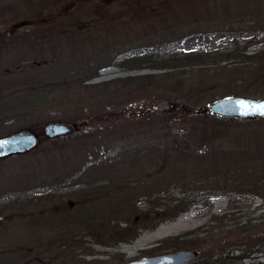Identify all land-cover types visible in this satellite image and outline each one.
<instances>
[{"label":"rangeland","instance_id":"374dc122","mask_svg":"<svg viewBox=\"0 0 264 264\" xmlns=\"http://www.w3.org/2000/svg\"><path fill=\"white\" fill-rule=\"evenodd\" d=\"M241 51H264V0H0V138L30 130L38 141L0 158V264L42 247L55 264H124L175 252L164 241L191 233L201 248L187 264H264V118L200 111L264 99V70L238 68ZM205 53L235 56L204 77L212 102L183 105L126 80L162 73L138 57ZM192 77L187 87H201ZM53 122L74 130L48 137ZM179 193L199 201L150 227L149 199ZM31 215L43 226L30 228ZM86 218L108 230L82 227ZM127 224L141 228L120 241Z\"/></svg>","mask_w":264,"mask_h":264},{"label":"trees","instance_id":"16d2710c","mask_svg":"<svg viewBox=\"0 0 264 264\" xmlns=\"http://www.w3.org/2000/svg\"><path fill=\"white\" fill-rule=\"evenodd\" d=\"M243 53V51H241ZM214 54H188V55H183L181 57H168V58H164V59H157L156 61H152L151 59L153 57H138L136 59H133L135 62H147V63H152L157 64V65H153L151 67V69H155L158 71H161L162 73L159 74L158 76H152V75H145V76H141V77H137V78H129L126 80H136L139 81L138 85L141 86V89H147V91L155 89V91H157L158 89H160V92H162L164 89L167 91L164 92H169V95L173 98H176L177 100L181 101L183 103V105H190V106H196L201 104L202 102L205 101H210L212 102L213 97L216 96L215 95H211L209 94L210 92L208 91L210 88H207L206 86L204 87V81L207 75H209L210 73H213L214 71H216V73H223L224 71L227 70L226 68V63L228 61H230L231 59L235 58L234 57H229V55H238L236 52H232L230 53L228 56H223L221 54H217L215 57L213 56ZM240 60H238L236 64V66L239 68V66L244 65V64H250V65H257V67H260V69L264 70V51H261L260 53H253V54H247L245 55V53L241 54ZM223 56V57H222ZM262 57V58H260ZM193 74V75H192ZM197 76L199 75V85L201 87L199 88H190L187 87L188 84V80L190 78H193L192 76ZM156 77V80L153 79ZM150 93V92H149ZM207 94V96L205 95ZM209 95V96H208ZM250 96H253L254 94H248ZM248 96V97H250ZM206 98H208L206 100ZM251 98V97H250ZM105 187V186H102ZM111 189L110 187L107 188L106 190ZM89 194L92 195H99V191L97 192V190L92 189L91 191H86ZM156 194H158V192H156ZM157 197V196H156ZM153 197L151 199H149V204H150V209H148V211H146L143 214V218L148 219L147 223L149 224L150 227H153L154 225H157L159 222L163 221V220H171L173 219L175 216H177L178 214H180V212H183L185 210H187L191 205L195 204L197 201L195 195L192 197L189 195H184L182 193H179V195H177L176 197H171L170 199H162L163 201L161 202L160 197L157 198ZM49 198H51L50 195H45L44 197H38L36 198L34 201L30 200V204L31 206L34 207H38L39 205H41L42 203L46 202V200H48ZM159 201V202H158ZM78 209H83V211H86V213H89V211H96L98 212V209L96 208L95 205H89V206H84L83 204L81 206L78 207ZM65 212L69 211V209H65ZM46 220V219H45ZM82 220L80 219L79 224L86 228L87 226H94L97 227L98 230H108L107 226H109L108 221L109 220H102L98 222V220H96V222L94 221V219L91 218H86L84 219L85 222H81ZM30 228L34 229L36 227L40 225L43 226L44 223V218L40 217V216H30ZM134 225L136 223V219H133L132 222ZM119 221H114L112 222V225L114 227V229L116 230L117 228H119ZM107 225V226H106ZM141 228L140 226H136V227H130L128 224L126 225V228H122L124 231H120L123 233H119L117 231H115V236H119L120 241H126V240H130L133 237H135V233L136 231ZM143 228V227H142ZM190 238H185L187 237L186 234L180 237H172L170 239H168L166 242L164 241V248H161L162 251L163 250H170V251H178V250H192V249H197L201 246V244H199V241L197 239H192L194 237V235L191 233L189 236H191ZM201 248V247H200ZM160 249V250H161ZM242 249V248H241ZM256 250L260 251V250H264V246L262 247H258ZM48 250H44V248L42 247L40 249V252H31V250L29 251H21L18 255L17 258V264H26L30 262V264H55L56 263V258L57 257H52L49 259H46L44 257H42V252H47ZM241 256H239L238 258H245L247 257L251 252H249V250H242ZM29 259V260H27ZM224 262V260H227L229 258H225V256L223 255V258H221ZM25 261H29V262H24ZM5 261H0V263H4ZM68 262H57V264H65ZM210 264L211 262H200V264ZM70 264V263H68ZM71 264H79L78 261L77 262H71ZM81 264H87V263H81ZM190 264V263H189Z\"/></svg>","mask_w":264,"mask_h":264},{"label":"water","instance_id":"95a60500","mask_svg":"<svg viewBox=\"0 0 264 264\" xmlns=\"http://www.w3.org/2000/svg\"><path fill=\"white\" fill-rule=\"evenodd\" d=\"M211 114L225 118H264V99L250 97H226L218 99L207 105L206 109ZM74 126L53 122L45 128L48 137H55L72 133ZM37 136L30 130H22L10 136L0 138V158L18 155L31 150L37 145ZM196 250H178L157 256H151L124 264H187L197 255Z\"/></svg>","mask_w":264,"mask_h":264}]
</instances>
